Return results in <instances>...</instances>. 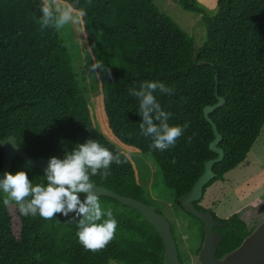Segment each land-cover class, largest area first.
Here are the masks:
<instances>
[{"label":"trees","instance_id":"1","mask_svg":"<svg viewBox=\"0 0 264 264\" xmlns=\"http://www.w3.org/2000/svg\"><path fill=\"white\" fill-rule=\"evenodd\" d=\"M136 1L152 12L143 41L116 54V98L107 100L106 113H112L106 126L120 132L132 148L155 163L163 186L173 194V204L190 216L178 198L202 174L204 162L216 158L209 150L214 136L203 108L214 105L218 97L223 100L207 115L220 136L216 147L223 155L212 166L213 178L202 194L244 160L264 124V0H216L212 10L197 0H173L181 10L199 16L204 38L197 47L175 21L154 9V0ZM33 5L34 0H0V140L12 136L14 144L30 158L48 161L51 157L63 159L88 139L97 140L114 154L120 153L126 162L113 163L106 180L92 176L95 185L150 206L127 158L95 128L83 133L78 99L66 87L63 65L54 59ZM145 81L174 87L172 96L159 91L154 95L162 108L172 113L170 125H189L175 147L164 152L150 149L151 138L141 135L139 99L129 93L132 88L139 90ZM18 171H25L33 185L46 183L43 171L15 157L8 173ZM5 196L0 190V264L163 262L162 244L153 228L135 210L111 198L99 196V201L102 208L113 210L115 239L103 251L92 253L78 241L76 221L69 219L73 213L69 217L56 214L52 220L24 217L14 203L3 204ZM80 198L83 201L85 195ZM199 201L193 203L195 209L207 211L198 206ZM154 210L162 216L159 209ZM209 213L222 224L213 228L221 236L215 253V258L221 259L252 231L237 215L221 220ZM177 257L180 261L178 252Z\"/></svg>","mask_w":264,"mask_h":264},{"label":"rangeland","instance_id":"2","mask_svg":"<svg viewBox=\"0 0 264 264\" xmlns=\"http://www.w3.org/2000/svg\"><path fill=\"white\" fill-rule=\"evenodd\" d=\"M197 1L209 10L216 2ZM67 2L86 10L87 15L82 22L69 24L59 31L48 28L42 32L53 50L54 59L63 65L68 91L78 99L76 107L83 133H87L90 127L95 128L127 158L146 202L159 209L169 223L181 264H199L197 252L202 245L201 223L173 204V194L163 186L155 163L132 148L120 132L106 126L112 113L111 110L106 113L107 100L116 98L113 86L116 54L143 41L145 24L152 9L136 0H93L92 7L87 6V0ZM40 4V0H34L32 7L37 19L42 15ZM153 6L175 21L193 39L195 47L201 43L204 31L198 15L181 10L173 0H154ZM96 61H102L105 67L110 68V78L104 73L97 76L89 70ZM222 181L224 187L220 192L223 197L214 203L219 215L228 217L236 214L248 230L254 232L264 221V124L244 160L226 173ZM217 183L216 188L221 186ZM13 227L16 231L18 224L14 217Z\"/></svg>","mask_w":264,"mask_h":264},{"label":"clouds","instance_id":"3","mask_svg":"<svg viewBox=\"0 0 264 264\" xmlns=\"http://www.w3.org/2000/svg\"><path fill=\"white\" fill-rule=\"evenodd\" d=\"M87 6L92 7L93 0H87ZM39 11L42 15L37 23L41 31L48 28L59 31L69 24H80L87 15L84 8L78 9L67 0H41ZM89 70L97 76L104 73L110 78L112 75L102 61L94 62ZM157 91L168 96L175 93L174 87L159 81H145L139 90L129 89L130 95L139 99L141 135L151 138L150 149L164 152L175 147L189 125L169 124L172 113L165 111L157 101L154 95ZM125 162L120 153L114 154L97 140L88 139L77 144L63 159H49L44 170L45 184L33 185L25 171L5 173L0 179V190L6 194L3 204L14 203L22 216H39L44 220H52L56 214L69 217V213H73L69 219L76 221V236L83 249L101 252L115 239L117 221L111 207L102 208L91 177L99 175L106 180L111 175L113 163L119 166ZM80 194L85 195L83 201Z\"/></svg>","mask_w":264,"mask_h":264},{"label":"water","instance_id":"4","mask_svg":"<svg viewBox=\"0 0 264 264\" xmlns=\"http://www.w3.org/2000/svg\"><path fill=\"white\" fill-rule=\"evenodd\" d=\"M223 100L217 98V102L212 106L203 108V116L206 122L211 126L213 140L209 144L210 152L216 154V158L210 159L203 164V172L193 183L190 190L178 198L182 209L192 218L199 221L203 227L202 245L197 252V261L199 264H264V221L259 224L254 232L247 236L241 244L232 252L221 259L215 258L217 245L221 241V236L214 231V227H221L207 211H198L193 203L201 199L203 187L213 178L212 166L222 159V150L216 145L220 141V136L215 126L208 119L207 115L215 108L221 106ZM1 165L0 179L11 168V161L15 157L21 158L29 167L37 168L44 172L48 166V160H34L24 151L20 150L13 142L12 136L0 140ZM94 192L99 196H104L117 201L123 206H127L141 215V217L153 228L158 235L163 248L162 264H181L177 257V248L174 238L170 231V225L164 217L158 215L152 206L146 205L137 200L120 196L104 188L96 186Z\"/></svg>","mask_w":264,"mask_h":264},{"label":"crops","instance_id":"5","mask_svg":"<svg viewBox=\"0 0 264 264\" xmlns=\"http://www.w3.org/2000/svg\"><path fill=\"white\" fill-rule=\"evenodd\" d=\"M241 164V163H240ZM239 164V165H240ZM237 167V166H236ZM233 170V169H232ZM231 171V170H230ZM228 171V172H230ZM227 172V173H228ZM226 175V173L223 175V177ZM223 180V178H222ZM222 180H219L218 181V185H221L219 186L218 188H216V182L215 181L214 183H212L210 186H208L202 196H201V199L198 203V206H200L201 208H203L204 210H207L211 213L214 214L215 217H217L218 219H221V220H224V219H227L228 217H221L218 213V211L216 209H218V207H215L214 203L215 201L219 200L221 197H223V195H221V192H220V189L223 190V187H224V181ZM221 200V199H220ZM219 203V201L217 202ZM200 204V205H199ZM233 215H236V214H233ZM231 216V215H230ZM238 216V215H237ZM239 217V216H238ZM240 218V217H239ZM241 219V218H240ZM242 220V219H241ZM243 221V220H242Z\"/></svg>","mask_w":264,"mask_h":264}]
</instances>
